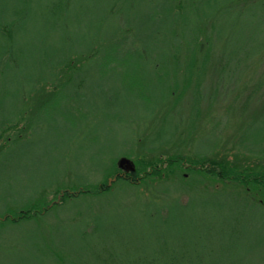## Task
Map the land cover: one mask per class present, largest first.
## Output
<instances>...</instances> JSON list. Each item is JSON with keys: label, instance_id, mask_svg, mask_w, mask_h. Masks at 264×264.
Here are the masks:
<instances>
[{"label": "rangeland", "instance_id": "1", "mask_svg": "<svg viewBox=\"0 0 264 264\" xmlns=\"http://www.w3.org/2000/svg\"><path fill=\"white\" fill-rule=\"evenodd\" d=\"M16 1H11L12 6L7 4L11 16L24 3V0ZM35 2L26 25L27 31L19 28L22 20H15L13 34L23 49L27 46L22 44L24 39L29 36L35 37L37 28L42 24L41 17L44 13L42 0ZM236 3L237 1L223 2L222 8L232 10L228 16L231 21L238 18L237 33L241 32L243 40L249 45L261 41L264 37L262 36L264 19L258 18L259 22L258 20L257 22L259 24L262 22L259 29L246 27L249 16L245 9L240 11ZM4 6L0 3V9ZM111 19L115 22L119 21L117 15ZM134 35L137 36L136 33ZM235 46L237 45L236 43L233 45V41L225 42L224 49L232 50L233 56L235 50L240 52ZM178 49L175 53L178 62L175 60V63L170 64L171 68L166 65L157 68V70L160 68L157 72H161L162 76L159 78L158 73L156 74L158 80L155 86H150L149 79L142 78L143 68H140L139 74L135 75L130 69L131 66L122 61L111 60L107 66H104V73L112 70L121 72L124 84L131 88L134 96L126 92L122 82L113 84L114 78L107 77L105 91L101 87L100 95H87V98L84 94L70 98L68 104L72 107V113L67 110L51 113L44 111L45 113L42 114L28 113L33 119L32 130L17 143L6 145L5 153L0 156V218L5 217L7 213H13L11 211H14V202L18 199L21 201L24 192L28 190L37 192V184L50 180L51 176L57 173L56 164L50 161L48 156H44V153L52 144L57 143L58 139L64 142L63 148L68 147V159L58 170L59 172L70 170L61 178L60 185L68 187L74 185L79 179L77 176L79 173H71V170L79 163H84L79 171H84V174L87 171L88 166L83 162L82 155L85 151H81L80 155L77 151H80L78 148L80 144H91L87 137L91 132L105 138L108 137L105 134L108 132L112 138L110 141L115 143L114 152L107 151L105 162L110 163L114 159L118 162L120 157L126 156L134 161L136 170L137 159L144 161L143 164L153 162L159 165L161 159L178 155L186 156L187 159L192 158L194 161L212 158L230 161L231 164L240 167L264 168V54L258 55L251 66L241 65L239 68L237 59L242 57L240 53L231 64L234 68L229 69L227 73L236 75L238 72L237 81L229 85H219V78L224 71V61H215L204 69L200 67L201 61L198 59L193 66L192 79H184L187 67L185 65L188 64L187 59L192 54H189V47L185 43H182ZM149 55L151 59V52ZM141 62L148 63L146 59ZM175 67L178 68L177 71ZM176 72L178 78L175 81L172 78ZM168 77L172 83L170 85L166 82ZM166 89L171 91L168 97L165 96ZM150 108H155L154 112L150 111ZM69 116L71 122L68 121ZM62 121L73 122L75 125L63 133L62 131L65 130L63 126L67 124L61 123ZM78 123L82 124L78 127ZM10 133L11 131L3 136ZM3 136H0V142L5 139ZM122 149L124 153L121 155ZM184 163L185 166L188 165L186 161ZM148 165L146 166L150 170L152 166ZM162 166H166L162 176L149 175L142 182H138V186H122L121 182L115 183L118 184L116 186L113 184L114 176H111L108 183L114 188L109 193L95 199H68L69 201L65 203L68 205H64L63 209H55L38 220L36 216L29 222L17 225L18 228H7L0 237L2 240L0 264H20L21 261L26 262V260L37 264V226L45 237L53 230L57 236V244L66 243L64 248L68 254L84 255L85 248L73 252L71 244L75 242L74 245H82L90 240L94 241L90 244L94 252L105 251L106 247L111 249L114 245L111 240L114 238L101 235L100 231L94 228L95 225L90 228V238L87 240L80 234V229L90 224L92 220L86 215L87 208L92 204L99 213L105 214V218L111 217L117 224H122L129 220V216L123 213V210L117 211L116 206H122L131 200L137 201L138 204L145 199H156L160 201L159 204L166 205L165 219L168 224L152 225L151 223L156 219L147 218V226H144L145 219L141 215L136 219L139 224L137 228L141 230L139 231L141 238L150 241L164 239L178 241L177 248L183 253L220 260L221 264H264L262 194L254 190L253 186L249 189V186L237 180H220L206 176L207 179L202 183L195 180L196 175L187 166H168L167 162ZM88 174L87 183L100 184L104 181L100 170L94 169ZM143 175L142 171L139 172L140 177ZM110 179H112L111 183ZM57 187L54 185L46 189V196L51 205L62 204L57 202L60 200V191H57ZM216 189L229 192L214 195ZM179 196L182 197L185 203L183 205L186 207L180 211L181 216L175 201ZM138 197L141 199H137ZM245 197L262 206L254 204L244 209L242 200ZM219 200L226 202L221 210L220 208L217 210L214 204ZM237 200L241 202V206ZM172 204L176 208L171 211L169 207ZM141 205L135 206L134 209L137 210L142 207ZM196 206L199 208L195 209ZM82 211L84 214L79 218ZM115 231L121 232L124 236L123 228Z\"/></svg>", "mask_w": 264, "mask_h": 264}, {"label": "trees", "instance_id": "2", "mask_svg": "<svg viewBox=\"0 0 264 264\" xmlns=\"http://www.w3.org/2000/svg\"><path fill=\"white\" fill-rule=\"evenodd\" d=\"M11 1L13 0H0V3L5 5L0 9V136L11 131L7 136H3L5 139L0 142V156L5 153L6 145L17 143L32 130L33 119L28 113L42 114L45 113L44 111L51 113L66 110L71 112L72 107L68 104L70 98L84 94L86 96L100 95L101 87L105 91L107 77L114 78L113 84L122 82V87H125L126 92L134 96L131 88L124 84L121 72L117 70L103 72L104 66H107L111 60L128 63L135 75L139 74L140 68H143L142 78L149 79L150 86H155L158 77L162 76L161 72L157 71L163 65L171 68L170 64L175 60L178 62L175 53L182 43H185L189 47V54L192 55L187 59L189 62L185 65L187 67L184 79L194 76L193 66L198 59L201 61L200 67L204 69L211 63L221 60L225 65L218 84L229 85L237 81L238 72L236 75L227 73L229 69L234 68L231 64L240 53L242 57L237 59L238 67L251 66L258 55L264 54V37L261 41L258 40L249 45L243 40L241 32L237 33L238 18L231 21L228 16L232 10L222 8L223 2L237 1L236 6L239 10L245 9L249 16V23L246 27L259 29L262 22L259 24L258 18L264 19L262 0H42L44 11L41 17L42 24L37 28L35 37L29 36L24 39L22 44L27 45L25 49L17 43L14 37V24L15 20H22L19 28L26 30L36 0H24L22 7L16 10L13 16L9 14L7 6V4L12 6ZM38 1L40 2L37 0V3ZM114 15L119 17L118 22L111 19ZM205 28L208 29L205 30ZM204 32L205 34H202ZM135 33L137 36L134 35ZM262 36H264V29ZM229 41H233V45L236 43L235 47L240 52L235 50L233 52L235 55L232 56V50L226 51L224 44ZM152 43L154 44L151 45ZM150 52L151 59L149 58ZM144 59L148 63H142ZM158 67L160 68L157 70ZM177 69L175 67L176 71ZM176 74L177 72L172 78L175 81L178 78ZM166 82L167 85L172 84L170 77ZM97 86L100 87L99 91ZM169 94L171 91L166 89L165 96L168 97ZM154 110L155 108H150V111L154 112ZM77 117L76 115L75 118ZM68 121L71 122V116L68 117ZM63 122L67 124H63L65 129L63 133L75 125L73 122L62 121L61 123ZM105 134L108 137L96 136L91 132L87 136L91 144L79 145L80 151L77 152L80 155L85 151L82 153L83 162L88 167L85 171L86 175L84 171H79L84 163H79L71 170V173H79L77 175L79 179L69 187L61 186L60 180L70 170L65 169L63 172L58 170L68 159V147L63 148L64 142L60 139L52 144L44 156H48L50 161L56 164L57 173L51 176L50 180L37 184V192L36 190L24 192L21 201L18 199L14 202L12 214L5 212L7 213L5 217L0 218V237L7 228H18L17 225L29 222L36 216L38 220L55 209L65 208L68 205L65 203L71 198L95 199L109 193L114 188L108 183L111 176H116L113 183L116 186L118 184L115 183L119 182L122 186H138V182H142L149 175L162 176L166 170V166H162L165 162L168 166L184 167V161H186L187 168L196 175V181L202 182L209 176L220 180H237L249 186V189L253 186L254 190L262 194L264 200V168L240 167L237 164H231L230 161L225 162V160L212 158L194 161L192 158L187 159L186 156L178 155L161 159L159 165L153 162L143 164L144 161L137 159L138 165L135 172H123L115 159L110 163L105 162L107 151H113L115 148V143L110 141L112 139L110 134L108 132ZM62 149L63 152H61ZM121 152L122 155L123 149ZM79 155L78 157H81ZM147 164L152 166L150 170ZM94 169L103 173L104 181L100 184L86 182L88 172L91 173ZM141 171L144 175L140 177L139 172ZM54 185H57V191H60V200L57 202H62L63 205L58 203L51 205L48 202L46 189ZM214 192V195H218L229 191L216 189ZM136 193L139 194L137 191ZM142 198L145 199L143 196ZM175 201L181 216L180 211L186 208L183 205V199L179 196ZM242 201L244 209L254 204L261 205L248 197ZM158 202L160 201L156 199H145L144 202L137 204V201L131 200L122 206H116L117 211L123 210L122 212L129 216L128 221L122 219L124 221L122 224H117L111 217L105 218V214L99 213L91 204L87 208L86 215L90 216L94 222L91 220L90 224L81 228L80 234L87 240L90 238V228L95 225L94 228L100 231L101 235L112 236L114 238L111 240L114 244L113 248L106 247L105 251H92L90 244L94 241L90 240L82 245H74L75 242L71 244L73 252H79L85 248L84 255L68 254L64 248L66 243L57 244V236L53 230L49 236L45 237L37 226V264H221L220 260L183 253L180 248H177L178 241L170 239L150 241L141 238L139 232L141 230L137 228L139 224L136 221L141 215L145 219L144 226H147V218L156 219L151 223L152 225L168 224L165 219L166 205ZM237 203L241 204L239 200ZM214 204L217 210L219 208L221 210L226 202L219 200ZM140 205L143 208L134 209L135 206ZM199 207L203 206L199 205ZM199 207L196 206L195 209ZM174 208L176 207L173 204L169 207L171 211ZM83 214L84 211L78 217L81 218ZM120 228L124 229V236L121 232L115 231ZM1 246L2 240L0 239V248ZM89 255L91 257H88ZM20 264H32V262L26 260V262L21 261Z\"/></svg>", "mask_w": 264, "mask_h": 264}, {"label": "water", "instance_id": "3", "mask_svg": "<svg viewBox=\"0 0 264 264\" xmlns=\"http://www.w3.org/2000/svg\"><path fill=\"white\" fill-rule=\"evenodd\" d=\"M117 164L124 172H135L136 171L135 163L129 157H126V156L120 157ZM114 179H116V176L114 177ZM111 181L112 179H110L109 182L111 183Z\"/></svg>", "mask_w": 264, "mask_h": 264}, {"label": "flooded vegetation", "instance_id": "4", "mask_svg": "<svg viewBox=\"0 0 264 264\" xmlns=\"http://www.w3.org/2000/svg\"><path fill=\"white\" fill-rule=\"evenodd\" d=\"M123 171V170H122ZM124 172V171H123Z\"/></svg>", "mask_w": 264, "mask_h": 264}]
</instances>
